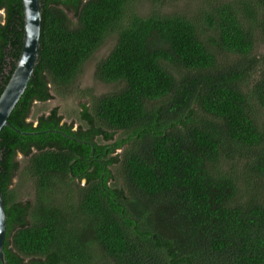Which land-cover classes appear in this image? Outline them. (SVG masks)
<instances>
[{
	"label": "trees",
	"instance_id": "obj_1",
	"mask_svg": "<svg viewBox=\"0 0 264 264\" xmlns=\"http://www.w3.org/2000/svg\"><path fill=\"white\" fill-rule=\"evenodd\" d=\"M179 1L41 0L38 63L0 132L6 264H264V0ZM0 11L1 95L22 0ZM112 35L95 75L123 88L80 103L78 129L58 108L29 122ZM18 154L32 201L10 188Z\"/></svg>",
	"mask_w": 264,
	"mask_h": 264
},
{
	"label": "rangeland",
	"instance_id": "obj_2",
	"mask_svg": "<svg viewBox=\"0 0 264 264\" xmlns=\"http://www.w3.org/2000/svg\"><path fill=\"white\" fill-rule=\"evenodd\" d=\"M184 1L185 0H183L182 2L179 1L177 3L179 7L177 8H181L186 2ZM231 1L237 2L238 0ZM141 3L142 6H139L138 8L140 12H148V3L144 1ZM65 11L71 21L75 24L76 19L73 12L67 9H65ZM4 17V12L0 11V21L3 22ZM116 43L117 37L114 35L106 39L104 44L85 63L83 73L78 77L75 84L72 85L73 90L59 89L58 91H56V89L52 86L51 93L53 94V98L46 102H35L28 121L36 125L38 118L41 115H48L52 109L58 108V113L60 116H62L63 123L73 124L74 129H78L80 126H83V122L80 118V103L89 102L90 97H103L109 94H113L123 88V86L119 84H109L100 81L96 78L95 75L98 63L104 60L110 54ZM257 47L258 48H256L255 51L259 54H264V43ZM27 160L28 158L23 157L22 154L17 155V161L20 163V168L10 187L15 193V197L17 198V200L21 202L32 201L35 199L34 183L22 173ZM83 184L84 182L81 183L82 186Z\"/></svg>",
	"mask_w": 264,
	"mask_h": 264
},
{
	"label": "water",
	"instance_id": "obj_3",
	"mask_svg": "<svg viewBox=\"0 0 264 264\" xmlns=\"http://www.w3.org/2000/svg\"><path fill=\"white\" fill-rule=\"evenodd\" d=\"M24 30L20 55L14 71L0 95V132L10 126L8 119L24 95L35 66L38 63L41 45L42 9L41 0H22ZM94 149V145H92ZM7 234V214L3 192L0 188V263L6 264L4 244Z\"/></svg>",
	"mask_w": 264,
	"mask_h": 264
},
{
	"label": "flooded vegetation",
	"instance_id": "obj_4",
	"mask_svg": "<svg viewBox=\"0 0 264 264\" xmlns=\"http://www.w3.org/2000/svg\"><path fill=\"white\" fill-rule=\"evenodd\" d=\"M82 182H84V181H82ZM85 184V183H84Z\"/></svg>",
	"mask_w": 264,
	"mask_h": 264
},
{
	"label": "clouds",
	"instance_id": "obj_5",
	"mask_svg": "<svg viewBox=\"0 0 264 264\" xmlns=\"http://www.w3.org/2000/svg\"><path fill=\"white\" fill-rule=\"evenodd\" d=\"M94 55V54H93ZM107 58V57H106Z\"/></svg>",
	"mask_w": 264,
	"mask_h": 264
},
{
	"label": "bare ground",
	"instance_id": "obj_6",
	"mask_svg": "<svg viewBox=\"0 0 264 264\" xmlns=\"http://www.w3.org/2000/svg\"><path fill=\"white\" fill-rule=\"evenodd\" d=\"M35 70V69H34Z\"/></svg>",
	"mask_w": 264,
	"mask_h": 264
}]
</instances>
